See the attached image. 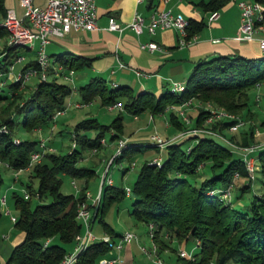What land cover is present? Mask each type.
<instances>
[{
  "label": "trees",
  "instance_id": "1",
  "mask_svg": "<svg viewBox=\"0 0 264 264\" xmlns=\"http://www.w3.org/2000/svg\"><path fill=\"white\" fill-rule=\"evenodd\" d=\"M228 0H198L195 3L204 10L219 9ZM264 3V0H257ZM152 0H149L151 4ZM6 14L4 0H0V21ZM188 32L199 30L203 18L187 16ZM0 24V35H6ZM19 44L6 45L0 52V159L14 169L29 167L32 150L39 148V137L29 133L52 120L57 109L66 106L73 86L59 81L56 75L38 78L34 87L21 89L19 79L8 78L9 64L16 55ZM26 52V51H25ZM57 52V57L69 66L78 67L89 63L81 54ZM30 58L21 67L36 64ZM264 80V52L259 55H244L235 52L217 53L197 60L185 81V88L171 91L170 84L159 95L142 89L134 93L128 84L109 86L106 78L90 76L77 86L82 101L99 95L106 104L125 97L123 105L132 113L144 108L161 112L169 101L180 102L193 95L222 106L243 119L256 116L249 103L248 90ZM23 85H26L25 83ZM256 99L252 102L255 103ZM209 109L199 106L194 125L201 124ZM122 113L108 123L96 116L77 120L71 132L75 140L70 150H45L39 160L33 162L30 175L38 178L36 188L26 181L27 196L13 191L17 210L14 224L23 231L8 256L12 264H58L64 253L72 248L75 235L82 228L76 217V204L84 198L88 180L95 174L91 165L79 164L82 148L99 147L105 131L115 138L122 132ZM169 122L178 128L186 124L175 110L168 112ZM236 117L216 116L210 126L224 132ZM255 125L264 127V116L247 128L234 130L230 138L243 145L255 140ZM94 128L95 134L88 130ZM19 141L15 142L14 138ZM139 148L129 143L117 158H122L126 149ZM166 155L160 165L145 159L131 186L133 196L130 212L137 218L153 222V238L159 247L167 244L166 238L175 237L178 242L200 238L194 257L176 254L180 264H264V191L254 192L247 202L238 203L242 191L225 198L221 192L237 171L246 176L247 170L242 155L216 134L208 132L189 133L166 144ZM260 174L254 180L264 184V145L254 150ZM127 169V167H125ZM84 179L77 196L74 192L60 189L62 175ZM190 175H199L191 180ZM252 181L244 187L251 188ZM243 186L240 189L244 188ZM214 189L213 192H209ZM36 194L39 200L32 205L30 197ZM125 194L124 186L105 181L101 184L100 199L94 207L92 220L98 217L104 228L113 235L114 228L105 218L108 206ZM49 196L48 200L44 198ZM1 216V211H0ZM111 245L102 238L89 242L74 264H95L97 257Z\"/></svg>",
  "mask_w": 264,
  "mask_h": 264
},
{
  "label": "crops",
  "instance_id": "2",
  "mask_svg": "<svg viewBox=\"0 0 264 264\" xmlns=\"http://www.w3.org/2000/svg\"><path fill=\"white\" fill-rule=\"evenodd\" d=\"M32 1L34 4L42 5L46 0ZM196 1L198 0H152L151 4H149L147 0H95L98 13L96 27L90 29H69L62 36L48 42L49 44L54 43V46H57L58 50L50 51L49 54L57 59L59 58L56 53L62 51H67V56L69 54L84 55L88 57L89 63L78 67H89L93 75H100L106 78V80L110 79L112 85H115L113 82H116V85L128 84L132 90L131 80L135 75L139 78L138 80L140 82L138 91L146 89L155 95H159L168 87V84L172 80L185 82L194 63L202 57L227 52L252 56L259 55L263 52L258 45L256 37L243 38L238 31L240 24L238 0H228L222 7L217 9L218 15L209 22L208 14L210 10L202 9L195 3ZM4 3L6 10L12 9L16 15L23 13L24 7L20 3V0H4ZM155 8H167L173 12H180L185 16L203 18L207 27L204 28V24L196 31L198 36L192 43L179 45L177 41V30L173 26L157 28L155 32L151 33L146 27H143L140 32H136L128 25L135 11L142 13L147 19L151 11ZM109 16H113L121 28H107ZM258 34V32H255L254 35ZM0 36L2 39H5L4 37L6 35ZM150 39L157 41L163 48L150 50L140 46V41ZM5 46L6 42L3 47ZM26 55L29 57L28 60L32 58L30 57V53ZM33 58L35 57L33 56ZM119 61L124 62L125 65L119 66ZM14 65L11 74L17 72L14 71ZM134 68H139L149 74L137 75ZM76 87L73 86V91L68 97L66 108L72 106L78 107L74 106V102L82 101L81 97L80 100L73 99L75 97L74 93H79ZM75 99L77 98L75 97ZM89 101L82 102L85 104ZM123 106L119 109L122 110ZM107 108L109 107L107 106ZM132 116L137 117L138 113H132ZM148 119H153L152 112H150ZM166 121L170 123L168 117ZM142 128L144 126L138 124L137 129L141 130ZM150 134L149 131L147 133L137 132L128 136V140L131 141L133 139L136 140V143H140L144 138L149 139ZM103 137L105 139V136ZM161 148L166 150V147ZM10 219V216H0V264H12L8 262V256L13 245L20 241L23 236L21 229L11 226L9 223L11 221ZM129 222H132L138 228L128 227L127 225L116 228L109 222L114 228L113 235L101 224L102 232L103 234L109 235L111 245L97 257L95 264H98L99 259L103 256L112 255L116 252L119 253V258L110 264H152L150 257L140 248V244L148 245L151 242V238L148 235V228L146 229L145 227V221L142 220L141 223L129 216ZM125 229L134 230L138 238L125 241L122 247L116 250L113 242ZM167 238L171 239L173 237L168 236ZM183 243H180V247L183 246L187 249V245ZM192 246L190 245L189 249H192ZM166 247L171 248L167 243L163 247H160V249H166ZM170 258L169 262L167 261L168 264H180L178 260L172 259L173 257Z\"/></svg>",
  "mask_w": 264,
  "mask_h": 264
},
{
  "label": "built area",
  "instance_id": "3",
  "mask_svg": "<svg viewBox=\"0 0 264 264\" xmlns=\"http://www.w3.org/2000/svg\"><path fill=\"white\" fill-rule=\"evenodd\" d=\"M137 1H145V0H137ZM20 3L23 5L24 10L21 15H16L12 9H7L5 16L0 21L6 30H7V45L14 44H23L28 48H34L33 40H38V46L35 49V59L36 64L27 65L23 69H19L17 72L13 74L12 79L22 80V84L25 83V80L30 75H36L38 78L44 79L48 78L49 75H64L65 77L71 76L73 73V68L70 67L67 63L62 62L56 57L50 55L46 51V44L51 40L62 36L69 29H90L96 27L97 21V8L95 0H46L44 4L38 5L34 4L32 0H20ZM238 6L240 8V24L238 26V31L243 38H253L256 37L258 41L259 47L264 50V3L257 0H238ZM218 15L217 9H212L208 14V22L211 21ZM189 20L188 17L183 15L180 12H173L167 8H155L149 14V17L146 19L145 16L135 11L133 17L128 22V25L131 26L136 32H140L143 27H146L147 30L151 33L155 32L157 28H163L167 26H173L177 30V41L179 45L190 44L197 39V32L194 31L192 33L188 32ZM107 28H121L120 24L115 20L113 16H109ZM255 32H258V35H254ZM141 47H146L150 50L153 49H162L163 47L155 40L150 39L146 41H140ZM24 53H19L14 60L9 64L8 72H11L13 64L16 60L23 58ZM119 66H124L125 63L122 61L118 62ZM135 73L137 75L149 74L146 71H143L139 68H134ZM263 80L258 81L260 83ZM115 84V82H113ZM185 88V82L172 80L170 82V90L171 91H180ZM264 97V93L262 94ZM196 97L191 95L180 102H168L165 105L164 111L169 109H175L180 115L185 118L186 121L189 120L187 114H185V107L191 103H194V99ZM261 98V93H255L256 101H259ZM198 101V100H197ZM210 103V102H209ZM207 103L204 107L210 109L211 114L209 115V119L213 118V116H228V117H236L235 122L228 126V129H234L238 125H240L244 119L240 116L235 115L233 112H230L223 108L222 106H213ZM74 104L79 105L83 104V102L76 101ZM67 106V104H66ZM66 106L64 108H66ZM109 108L123 106L120 100H116L107 104ZM62 109H58L59 112ZM256 133L259 132L258 127L255 128ZM198 132H206L204 130H200V128H190V130H186L185 133L181 134H189V133H198ZM216 131H213L215 133ZM217 133V132H216ZM215 133V134H216ZM220 135V134H219ZM221 137V135H220ZM224 141H230L228 138L222 135L221 137ZM104 141V137H101ZM177 139V136L174 135L171 138H165L159 135L158 132L154 131L149 136V141L151 144H160L161 147H164L169 141ZM15 142L19 141L18 137L14 138ZM129 140L127 137L120 136L118 139L117 152H120L123 146L128 145ZM232 143V144H231ZM75 144V140L73 139L72 145ZM231 146H237L236 143L230 141ZM45 145L44 139L41 138L39 142V148L34 149L30 153V158L28 162V166H30L33 162L40 159L45 149L43 146ZM256 144H249L240 146L243 150L241 151L242 158L244 160V164L247 168L248 173L251 176H254L253 172L258 166V160L256 155L254 154V150L257 149ZM49 148V147H48ZM50 149V148H49ZM91 151H95L96 147H91ZM163 160V155L160 153L153 159L151 162H155L160 165ZM110 160L108 161V163ZM6 163V162H5ZM7 164V163H6ZM134 164V160L131 161L130 166ZM20 169V168H19ZM108 165L105 168L103 178L101 180L98 195L97 197L91 200L90 192L88 188L84 189L85 197L79 198L76 204V217L81 222V226L83 228V232L81 230L75 235V242L72 248L66 251L63 257L59 260L58 264H74L77 259L79 251H81L89 242L95 239H104L109 240L108 234H103L100 237H97L96 234L92 232L91 222L93 216L94 207L97 206L100 199L101 192V184L103 181L107 183H112V178L107 176ZM237 174L235 171L234 175ZM233 179V178H232ZM232 179L229 183L221 189L222 196L225 198H229L230 189L232 185ZM71 183L75 186L74 194L78 195L81 186L77 183L74 176H71ZM126 194H131V186L128 185L124 187ZM214 189H210L209 192H213ZM24 196L28 195L27 190L23 192ZM6 196L4 193H0V203L5 204ZM5 213L9 214L11 220L15 221L16 214L12 213L8 206L4 207ZM148 224V235L151 238L150 244H140L141 250H143L151 259L152 264H168L165 258L161 255V249L158 243L153 238V222L149 221ZM132 238H138L137 233L131 229H125L119 236L114 240V247L116 250H119L125 241H128ZM200 244V238H194V245L192 249H186L185 247H179L177 253L179 255H185L187 257H194L195 246ZM119 258V253L116 252L112 255L103 256L99 259L98 264H110Z\"/></svg>",
  "mask_w": 264,
  "mask_h": 264
},
{
  "label": "rangeland",
  "instance_id": "4",
  "mask_svg": "<svg viewBox=\"0 0 264 264\" xmlns=\"http://www.w3.org/2000/svg\"><path fill=\"white\" fill-rule=\"evenodd\" d=\"M251 1V0H247ZM207 27V24H205L204 28ZM5 39H2L0 36V51L4 49L3 45L6 42L7 39V34L4 37ZM34 43V48H28L26 45L19 44L18 45V50L21 53H25L23 58L16 60L14 62V71H18L21 66L28 60V53H30V57L33 58L35 57V49L38 46V40H33ZM7 45V44H6ZM3 47V48H2ZM46 51L49 53L50 51H58L57 46H54V43H48L45 46ZM28 53H26V52ZM264 52V50H263ZM1 53V52H0ZM17 56V55H16ZM15 56V57H16ZM14 60V59H13ZM72 67V66H70ZM73 68V73L71 76L65 77L64 75H57V79L59 81L67 82L71 86H79L80 84L84 83L87 81L90 77V75H93V72L89 67H72ZM13 69H11L12 72ZM88 70V72H86ZM11 72L7 71V76L12 77L13 74ZM107 76V74L105 73ZM52 75H49L51 77ZM108 79V78H107ZM134 75V78L131 80L132 83V88L133 92L136 93L139 90L140 87V82ZM38 80V77L36 75H30L26 80L25 84H22L21 82V89H30L34 87L36 81ZM107 83L109 86H113L112 82L110 79L107 80ZM260 92L261 93V98L259 101H255V103H252L255 100V93ZM264 80L261 81L260 83H256L255 85L251 86L248 90L249 94V103L253 105V109L256 112V116L253 118H246L244 121L238 125L234 129H225L224 132H221L219 130L214 129L211 127L209 124L213 120V118L209 119V115L211 114V111L209 109L207 116L204 118L203 123L194 125V118L195 115L198 111L199 106H205L207 103L210 105H214L211 101L209 100H202L201 98H195L194 103L189 104L188 106L185 107V114H187V117H189V120L186 121L185 118H183L182 115H180L175 109H169V110H163L161 112H154L153 113V119L149 120V114L150 110L149 108H144L140 110L138 113L137 117L132 116V112L125 108L123 106L122 110L119 109V107H114V108H107L106 104H103L101 102V98L99 95H96L94 98H92L89 102L85 104H79L74 106L78 107H68L64 108L63 110H60L57 112V110L54 112L52 116V120L48 123L45 124L44 126H39L37 128H34V130L30 131L29 133L34 134L35 136L44 139L45 145L43 148L45 150H58L61 152H65L67 150H70L72 148V141L73 138L71 137V132L73 129L74 123L79 119L82 118L83 116L87 115H94L97 117V119L101 122L108 123L112 120L114 116H116L119 112L122 113V122H123V127H122V132L120 133L119 136H117L115 139H111L110 137V131H105L104 136H105V142L101 139V145L96 148L95 151H91L90 148H82V157L78 160L79 164H87L91 165L95 169V174L88 180L87 187L90 192V198L91 200L98 195V189L101 183V180L103 178V174L105 171L106 166L108 165V171H107V176H110L112 178V183L116 185H122L124 187L131 185L132 182L134 181L136 174L138 172V169L141 165V163L145 160L148 159L150 161L154 157H156L158 154H162L163 157L166 155V150L161 148L162 145L160 144H151L149 139L144 138L139 142V148H128L126 149V152L124 153L122 158H117L122 153L123 148L127 147V145L123 146L120 152H117V146H118V139L120 136L127 137L135 134V133H152L154 131L158 132L160 136L165 137V138H171L172 136L176 135L177 138H180L184 136L185 131L187 130H192V128H200V130H204L208 133L215 134L220 137L222 135L228 140H230L233 143H236L237 146H231L230 141H225L227 142L235 152L241 153L243 151L240 146H244L243 144H239L235 141H233L229 136L231 133H234L236 130H241L242 128H247L250 123L252 122H257L259 119H261L264 116ZM75 97L73 98L74 100H80V94L79 93H74ZM125 97L121 98V102L123 104ZM198 100V101H197ZM81 102V101H79ZM173 102V101H169ZM167 104V103H166ZM165 108V106H164ZM170 110H175L180 119L186 124L185 127L183 128H178L175 125L168 123L166 121V118L168 117V112ZM235 114V113H234ZM237 115V114H235ZM239 116V115H237ZM218 117V116H217ZM242 118V117H241ZM138 124L143 125L144 128L141 130L137 129ZM258 127L259 132L256 133L255 128ZM235 130V131H234ZM213 131H216L213 133ZM90 135L95 134V129L92 128L88 130ZM220 134V135H219ZM254 134H255V140L251 142L250 144H256L257 146H262L264 145V127L255 125L254 127ZM220 137V138H221ZM222 139V138H221ZM129 143L138 145L136 143V140H131ZM128 143V144H129ZM249 145V144H247ZM166 145H164L165 147ZM50 149H49V148ZM258 148V147H257ZM110 162L108 163V161ZM134 160V164L130 166L131 161ZM31 166V165H30ZM29 166V167H30ZM29 167H23L20 169H14L7 165L5 161L0 159V193H4L6 196V201L5 204L0 203V211H1V217L3 216H9L5 213L4 207L8 206L10 211L12 213L17 212L15 206H14V199L12 196L13 191H16L20 194H23L24 190H26V181H30L33 188H36L38 184V178L36 176L30 175V169ZM127 167V169L125 168ZM259 166H257L258 168ZM247 170V168H246ZM235 173V172H234ZM232 176V185L230 189V195L229 196H234V194L238 193L239 191H242L243 194L237 197V200L239 202H234L236 205L238 203L242 202H247L251 195L254 192L258 191H264V184H260L259 181H255V175L260 174L259 171L256 169L254 170L253 174L254 176H251L248 171L247 175L243 176L240 175L238 172L237 174ZM77 183L79 186H81L84 182V179L82 177H76ZM198 179L199 175H190V179ZM195 179V180H196ZM248 179L253 180L252 181V186L251 188L246 189L247 187H244L245 183L248 181ZM244 187L243 189H240L241 187ZM60 189L64 192H74L75 191V186L71 183V176L69 174H63L62 175V181L60 184ZM45 200L49 199V196H46L44 198ZM31 204L34 205L38 200V196L36 194H32L30 197ZM132 200L133 196L131 194H123L121 197L116 198L107 208L105 212V218L116 228L121 227L122 225H127L128 227H134L138 228V226L134 225L132 222H129V216L135 218V220L139 221L142 223L141 219H137L131 212L130 209L132 207ZM130 212V213H129ZM11 220V219H10ZM14 221L11 220L9 223L11 224L12 227L18 228L14 223ZM101 222L98 220V217H96L91 224V229L94 234H96L97 237H100L103 235L102 232V227H101ZM145 227L146 229L148 228V224L145 222ZM1 228V224H0ZM81 232H83V228H81ZM167 243L169 245L168 248L162 249L161 248V255L165 258L166 261L169 262L170 257H173L172 259H176V254L177 250L180 247V243L178 240L173 237L171 239L166 238ZM184 245H187V249H189L190 245H194V239H189L183 243ZM198 246H195V249H197Z\"/></svg>",
  "mask_w": 264,
  "mask_h": 264
},
{
  "label": "water",
  "instance_id": "5",
  "mask_svg": "<svg viewBox=\"0 0 264 264\" xmlns=\"http://www.w3.org/2000/svg\"><path fill=\"white\" fill-rule=\"evenodd\" d=\"M147 2H149V0H147Z\"/></svg>",
  "mask_w": 264,
  "mask_h": 264
}]
</instances>
